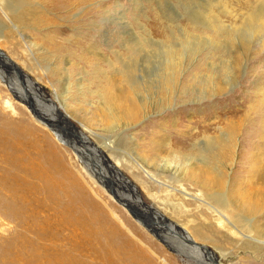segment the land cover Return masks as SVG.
<instances>
[{
    "label": "rangeland",
    "instance_id": "obj_1",
    "mask_svg": "<svg viewBox=\"0 0 264 264\" xmlns=\"http://www.w3.org/2000/svg\"><path fill=\"white\" fill-rule=\"evenodd\" d=\"M15 4L20 14L5 23L9 34L27 41L22 32L34 34L33 19L43 6L48 13L35 22L46 29L35 41L42 45L43 35L48 38L38 51L33 43H20L12 50L0 47L36 88L25 89L19 74L0 60V264H193L171 242L179 236L168 223L183 226L174 215H190L187 209L195 211L196 206L182 205L177 185L167 190L164 181L172 184L174 171L166 169L164 150L169 142L180 147L182 139L189 149L181 148L189 153L195 144L203 146L205 135L219 140L227 133L232 144L236 141L232 187L249 183L254 173L249 157L264 151V32L259 31L264 0H17ZM137 44H143L147 53L137 55L123 47L136 49ZM173 48L180 68L168 82V51ZM96 49L116 65L120 54L138 60L130 72L141 68L147 72L132 78L143 112L128 130L127 126L107 130L101 122L97 94L117 72L93 55ZM36 57L40 65L32 73ZM44 71L49 74L43 81L38 74ZM4 76L8 82L20 79V86L12 87ZM37 89L58 112L49 111L43 100L32 101ZM32 104L37 113L30 110ZM59 113L84 136L83 147L77 131L64 124ZM47 122L59 124L65 144ZM99 151L112 166H118L117 157L138 161L141 171L119 168L131 186L124 187L119 172L113 175L111 167L106 168L104 177L110 171L120 186L116 193L123 205L88 164L90 170L86 168L92 154L101 164ZM133 174L145 182L144 187ZM134 195L167 219L146 210L148 226L142 225L135 210L124 205ZM201 208L205 212L203 204ZM187 244L181 243L189 248ZM202 245L215 252L221 264H235L242 254L226 256L210 242L196 244Z\"/></svg>",
    "mask_w": 264,
    "mask_h": 264
},
{
    "label": "bare ground",
    "instance_id": "obj_2",
    "mask_svg": "<svg viewBox=\"0 0 264 264\" xmlns=\"http://www.w3.org/2000/svg\"><path fill=\"white\" fill-rule=\"evenodd\" d=\"M16 1L17 0H0V17L1 15H5L3 17L4 19L2 17H1L2 20L0 19V23L3 25V26L1 25L2 29L0 30V47L3 48L4 46L7 49L12 50L15 47L19 46L20 43L25 46L30 43H33L32 44L33 46L34 45L39 46L37 49H35L36 51H38L39 49L42 50V48L45 46V44L42 41L47 40L48 38L47 34L44 35L42 34L44 36V38H42V40L40 41L42 45H38L37 41H35V38L39 37V35L37 34L38 33L41 34L42 31L46 29V27L40 29L39 28L40 24L36 23L35 20L41 19L43 15H46V13H48L47 9L41 6L43 12H39L34 17L33 19L35 23V27L33 28L34 34L32 35L27 34L28 32H26L25 30L22 32V36L25 38V40L28 37V40L24 41L22 37H19L18 34L16 33L12 32V34L10 35L9 30H7L5 27L7 25L5 24L6 22L10 24L12 20L11 19L12 16L20 14V9L15 4ZM36 1L39 2V0ZM44 22L48 23V21L46 20ZM259 25H260L259 31L264 32V16L262 19H260ZM32 38H34V40ZM49 42H51L52 43L51 45H53V40H49ZM123 47L126 48L128 52L132 50L135 54L137 53V55H139L142 52L147 53V50H145L143 44H137L136 49L134 48L130 49V47L126 45H124ZM96 53H93V55L97 59L100 58L103 59V61H105L109 66H111L113 70H116L117 72L111 79H106L107 80L106 88H104L102 92L97 94V97H99L98 102L101 106V108L98 110L101 113V122L103 123L104 127L107 128V130L108 129L110 130L111 128L119 129L121 127H126V126L128 130L131 123H134V121H136V119L139 118V115L143 108L142 104H140L135 97L136 89L135 87H132V78L134 76L139 78L141 75L138 74V72L142 74L144 72L145 73L147 72L145 71L144 68H141L140 70H136L134 72H130L129 70L130 65L136 61L138 62V60L129 59L128 57L126 58L120 54L118 57H116L118 58L120 65H116L115 62L111 60L110 58L111 56L109 57L98 50ZM118 53L119 51L114 54L117 56ZM177 53L178 51H176L175 48L168 51L169 54L168 65L171 66L170 68L168 67L167 68L169 70L173 68L171 72L169 70L167 71L165 70L167 73L166 80L168 79V77H170L168 82H170L173 79L174 75L178 72L177 71L178 68H180L179 67L180 63L177 62L178 60ZM137 55H131V56L138 57ZM28 56H32V53L28 54ZM142 58L144 59V57ZM0 60L3 61V64L6 65V69H9L19 74L18 75L19 78L22 81H24L19 83H24L23 85L25 86V89L26 87L28 88L27 90L30 89L34 91V89H36L34 88L33 83L30 81V79L24 76L21 70H18L14 62L5 56L1 48H0ZM35 61H36L35 63H32V67L34 68V70L29 69L32 73L36 71L35 67L40 65L39 61L37 60V57ZM24 65L28 67V65L26 64ZM48 74L49 72L44 71L43 74L39 73L38 76L39 77L43 76L40 79L44 81L45 80L44 77L48 76ZM3 79L5 80V82L7 81V78H5V76ZM164 79H165V74H164ZM19 80L18 78L16 79L12 78L11 82L8 81L7 82L10 83V85H13L12 87L14 86L19 87L20 86L18 84ZM25 83H27V85ZM37 91L39 90L37 89ZM17 92L19 95L23 96L22 91L18 90ZM41 94L43 93L40 91L37 92V95L33 96L32 101H34V103L36 104L37 102L39 104V102H41L42 100L46 101L47 102L46 104H49L50 107L55 108V110L58 112L57 107H55L50 101L45 100L44 98L46 97L43 96L44 97L43 98ZM59 115H61V117L64 118L62 120L64 121L63 122L64 124L68 123L69 126H74L69 121H67L68 118L66 116L60 113ZM141 123H143V121L140 122L139 124ZM132 127H136V125ZM219 130L222 131V128L219 127ZM76 131L82 138H84V136H82L81 132L78 129ZM57 138H58L57 140L60 143L65 144L62 141V134L57 133ZM82 138H80L79 141L81 147L84 146V144L82 143L83 141H81ZM180 141L182 142L180 147L177 145L176 147H174V144L172 142L166 144L167 149L164 150V153L166 154L169 161V164H167L166 169H169L170 171H174L171 174L173 177L172 179H174V181L172 184H170L169 181H164V182L167 185L168 188L167 190H171L177 185V192L178 194H180V199H181L180 202L182 203V205L185 206L186 208H188L186 206V203L189 206H196L195 207L196 210L191 211L190 208L187 209V213H192L190 215L188 214L187 216H185L183 212H180L179 213L180 219L178 218L177 215H174L173 218L179 223H182L183 226L176 224L172 220L169 221V223L167 221L168 224L172 225L168 227L177 230L178 231L177 236H179V239L175 237L176 240L175 241L172 240L171 242L174 243L177 247H179L178 250L180 254L185 255L190 260L195 261L194 263L213 264L211 262V259H216L217 261L219 260V257L216 256L215 252L209 251L206 246L202 245L201 248H198L196 246L197 242L207 241L208 243L209 242L212 243L215 249L220 251L223 255L231 256L233 253H236L237 255L242 253L241 256H238L239 258L235 264H264V259H260V257L264 255V222L263 220H261L264 217V151L260 153H255L253 157H249L252 158L250 164V170H252V173L254 172L253 174L249 173L251 175L249 183L244 185V183L241 182L236 186L232 187V183H231L232 179L230 174L232 171V167L235 164V160H233L234 154L232 153V149L233 150L236 149V143H235L236 141L234 142L233 140V144H232L231 142L232 138L227 133L224 134L222 139L219 140L215 139V137L213 136L205 135V141L203 143V146L201 147V145L195 144L193 149L188 151L189 153L183 151L184 149L183 147L188 148L189 146L185 145L182 139H180ZM67 144L70 145L71 148H73V151H76V147H74L70 143ZM112 153H114V151ZM88 155L90 156V154ZM136 157H138L137 159L140 160L141 162L144 161L149 163V160L144 156H139V154H136ZM230 157H232L231 160ZM94 158L95 157L92 154L90 156V160L87 159L86 168H88L87 167L88 164L90 169H92V172L99 179H101L104 187L107 190H109L111 194L118 200V202H120L123 205L122 201H119L120 198L119 195L116 193V191L117 192L121 191L119 190L120 186L116 182L112 181L110 171L108 173L110 177L109 176L104 177V175L107 174L106 167H104V165L102 164H99L98 160L97 159L95 160ZM131 160L133 159L131 158ZM229 160L230 161L233 160V161L229 163L228 162ZM106 162L109 165V168L111 167L113 175L114 173L117 174V172H119V176H120L119 178L121 181H124V187L128 186L129 182L123 177L122 174H120L119 168L125 169L127 171L129 170L132 171V168H136L138 171L140 170V168L136 166L138 162L137 160L125 161L121 159V157H117L116 163L118 166L116 165L112 166L111 165L112 160L110 158H106ZM84 166L85 165H83V167ZM242 171L245 173L247 170L244 169ZM133 177L136 178V180L139 181L143 187L145 186V182L141 181L134 174ZM155 178H159V176L156 175ZM163 180H165V177H163ZM108 185H110V187L113 189L110 190ZM192 188L194 189L191 190ZM132 200L133 201L131 203L126 202L124 203V205L126 207H129V209L135 210L137 216H140L139 222L142 225L148 226L145 220L150 216L147 213H145L146 210H148L149 214L151 215L155 214L154 217L155 216L158 217L159 215L160 217H163L165 220L167 219L166 215L164 213H161V211H158L153 208H149L146 205H144L141 197L134 195L132 197ZM201 204H203L206 207L204 209L205 212H203V209L201 208ZM168 217H171V215H169ZM184 240L188 241L187 247L189 248H185L186 246L183 247L181 245L182 241ZM194 245L197 247V251L198 252L200 251V254L194 250L195 247Z\"/></svg>",
    "mask_w": 264,
    "mask_h": 264
},
{
    "label": "water",
    "instance_id": "obj_3",
    "mask_svg": "<svg viewBox=\"0 0 264 264\" xmlns=\"http://www.w3.org/2000/svg\"><path fill=\"white\" fill-rule=\"evenodd\" d=\"M1 75V77H2V74H0ZM10 91H11V89H9ZM32 98H33V96H32ZM43 102H46V101H43ZM30 110L32 111V113L33 112H35V113H37L36 112V110H35V108H34V104H32V105H30ZM46 108L49 110V111H53V110H55V108H53V107H50L49 106V104H47L46 105ZM39 115V114H38ZM48 124H46L51 130H53L54 132H57V133H59V132H62L61 130V128L59 127V124H57V123H49V122H47ZM70 127H72V128H74L75 129V126H70ZM77 130V129H76ZM78 137H80L81 138V136L80 135H78ZM83 143H84V141H83ZM97 156V155H96ZM104 156H105V153L103 152V151H99V158H100V162H101V164L102 165H104L106 168H108V164H107V162H106V158H104ZM102 157V158H101ZM127 209L129 210V207H127ZM160 240H162V239H160ZM162 242L164 243V241L162 240ZM211 262L213 263V264H219L218 263V261L216 260V259H211Z\"/></svg>",
    "mask_w": 264,
    "mask_h": 264
}]
</instances>
